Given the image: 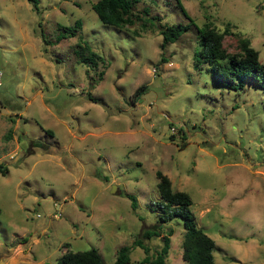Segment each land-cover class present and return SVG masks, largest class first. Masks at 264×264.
I'll use <instances>...</instances> for the list:
<instances>
[{
  "label": "rangeland",
  "instance_id": "374dc122",
  "mask_svg": "<svg viewBox=\"0 0 264 264\" xmlns=\"http://www.w3.org/2000/svg\"><path fill=\"white\" fill-rule=\"evenodd\" d=\"M37 1L0 0V264H57L91 247L112 264L122 245L135 264L134 238L154 256L168 229L166 264H185L181 223L152 211L157 171L191 196L215 264H264V92L194 67L206 21L230 23L227 51L242 35L264 64V0H180L187 16L176 0H141L134 13L158 18L145 31L101 23L97 0ZM190 20L161 48L159 28Z\"/></svg>",
  "mask_w": 264,
  "mask_h": 264
},
{
  "label": "trees",
  "instance_id": "16d2710c",
  "mask_svg": "<svg viewBox=\"0 0 264 264\" xmlns=\"http://www.w3.org/2000/svg\"><path fill=\"white\" fill-rule=\"evenodd\" d=\"M35 9H38L37 0H29ZM141 0H97L92 4L98 19L105 25H112L118 28L134 26L139 23L140 30L145 31L155 25L157 16L142 17L134 13L135 6ZM177 6L183 14L187 12L180 0H176ZM146 16L148 12L144 9ZM193 20L186 24L176 23L164 25L159 28L162 36L161 48L176 41L183 35ZM82 28L81 20H76L73 25L64 28V36H75ZM198 33V48L194 52V67L201 70L206 67L213 78L230 89H241L246 83L259 88L264 92V64L259 60V52L250 45L248 38L239 36L237 52H229L223 45L224 37L232 34L230 23H227L223 31H219L210 21H206L201 27H196ZM138 33V31H135ZM63 37V36H61ZM81 61L86 58L81 56ZM93 58V59H91ZM96 58V59H95ZM89 59L93 64L100 59L91 52ZM146 86H139L134 93V100L145 90ZM7 169L0 163V173L4 175ZM157 191L159 200L153 202L152 211H157L158 221L168 223L176 220L183 227L182 258L185 264H215L213 251L216 243L213 238L207 235L201 227H198L191 211L192 198L188 192L174 190L169 177L161 171L156 172ZM133 209L137 206V199L133 194H128ZM1 213V208H0ZM164 236L161 249L154 256L149 254L148 247L143 243L142 238L136 236L133 246L143 249L145 256L135 264H166V256L170 248V235L172 229H168ZM154 229H146L142 236L150 238L156 235ZM68 245V243H66ZM131 246H120L112 264H131ZM57 264H103V259L97 248L91 247L83 251H72L69 248L57 259Z\"/></svg>",
  "mask_w": 264,
  "mask_h": 264
},
{
  "label": "built area",
  "instance_id": "2783aa9c",
  "mask_svg": "<svg viewBox=\"0 0 264 264\" xmlns=\"http://www.w3.org/2000/svg\"><path fill=\"white\" fill-rule=\"evenodd\" d=\"M11 157H12V155H11ZM58 215H56V214H54V217L56 218Z\"/></svg>",
  "mask_w": 264,
  "mask_h": 264
}]
</instances>
